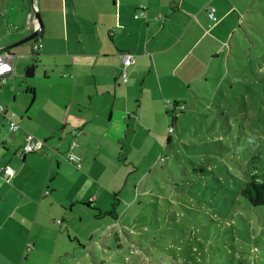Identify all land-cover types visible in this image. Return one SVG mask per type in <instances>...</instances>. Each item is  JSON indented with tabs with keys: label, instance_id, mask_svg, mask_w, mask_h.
Wrapping results in <instances>:
<instances>
[{
	"label": "crops",
	"instance_id": "0c3cea01",
	"mask_svg": "<svg viewBox=\"0 0 264 264\" xmlns=\"http://www.w3.org/2000/svg\"><path fill=\"white\" fill-rule=\"evenodd\" d=\"M255 1L31 0L43 25L38 40L42 48L36 53L33 44L30 52L11 49L22 58L14 63L15 74L2 83L14 81L31 95L23 91L16 111L5 106L6 113L0 114V165L13 172L9 179L0 174V264L11 258L21 264L37 241L63 235V227L55 223L70 227L79 218L74 204L79 202L80 184L75 178L91 181L96 164L106 168L119 161L118 144L128 131L136 132L131 125L135 116L137 127L144 128V103L138 101V108L131 109V88L148 81L153 103L147 108L155 117L160 106L169 113L161 98L164 87L175 89L165 100L183 99L187 91L192 102L197 96L192 84L227 57L236 23L249 20L254 4L264 12L261 0ZM209 7L218 17L212 25ZM29 17L20 24L13 13L0 14V48L32 33L35 24ZM121 54L134 59L126 68V82L121 78ZM218 54L224 58L216 59ZM31 65L34 76L22 85ZM11 113L20 126L16 132L3 127ZM28 138L41 140L43 148L24 152ZM68 153L80 158V168L67 160ZM88 198L97 201L92 194Z\"/></svg>",
	"mask_w": 264,
	"mask_h": 264
},
{
	"label": "rangeland",
	"instance_id": "374dc122",
	"mask_svg": "<svg viewBox=\"0 0 264 264\" xmlns=\"http://www.w3.org/2000/svg\"><path fill=\"white\" fill-rule=\"evenodd\" d=\"M254 5L249 20L236 23L227 57L212 64L209 79L192 84L198 98L188 102L187 91L178 98L188 103L172 143L171 117L162 106L156 117L147 108L148 81L131 88V109L144 103V128L135 116L136 132L121 136L118 162L96 164L91 181L73 177L80 184L79 218L70 227L55 223L63 235L37 241L21 264H264V206L251 207L236 194L247 172L264 177V12ZM0 7L20 24L33 12L31 0H0ZM31 44L12 50L30 52ZM174 90L164 87L161 97L169 112L175 101L165 97ZM23 91L14 81L1 84L0 105L16 111ZM222 187L231 191L223 196ZM91 194L96 202L88 201Z\"/></svg>",
	"mask_w": 264,
	"mask_h": 264
},
{
	"label": "trees",
	"instance_id": "16d2710c",
	"mask_svg": "<svg viewBox=\"0 0 264 264\" xmlns=\"http://www.w3.org/2000/svg\"><path fill=\"white\" fill-rule=\"evenodd\" d=\"M210 12H212V13H210ZM210 14H212V17H214V18H212L210 16ZM207 16L211 22V25L218 22V17L216 16L215 10L213 7L208 8ZM211 25H210V27H211ZM40 36H41V33H40ZM36 43H38V41H32V44H33L32 46H34ZM219 57L221 58L222 55L218 54V56H215L216 59H218ZM210 69H211V67L209 66L207 73L210 72ZM34 71H35V65L28 66L26 68V73H25L26 78H32L34 76ZM202 76L205 77L204 75H202ZM195 77L196 76H194V78ZM203 77H202V79H204ZM205 79H209V78L205 77ZM222 81L225 82L224 80H222ZM223 82H221L220 80L218 81V83H223ZM194 98H198V95L194 96L193 99ZM186 109H187L186 103H178V101H175L173 104V107H172V111L168 113V115L171 117L170 128H173V131L168 133V143L169 144L172 143V135L176 131V128H177L176 125L178 123L182 124V121H181L182 115L181 114H183L186 111ZM183 119H184L183 121L186 120L185 117H183ZM246 174H249V176L247 179H244L245 182L242 181L243 185H242V187L240 186V189L238 190V192L236 194H238L239 197H242L251 207L264 206V177L260 176L257 172H252V173L247 172ZM220 183L222 184V186L224 185L221 181H220ZM213 190L216 191V189H213ZM221 190H222L223 196H225L227 192L231 191L230 189H227L226 187H222ZM225 199H226V201L228 200L227 198H225ZM209 201H210V199L208 200V202ZM209 204H210V206L213 205V203H209Z\"/></svg>",
	"mask_w": 264,
	"mask_h": 264
},
{
	"label": "built area",
	"instance_id": "2783aa9c",
	"mask_svg": "<svg viewBox=\"0 0 264 264\" xmlns=\"http://www.w3.org/2000/svg\"><path fill=\"white\" fill-rule=\"evenodd\" d=\"M210 16L212 17V14H210ZM41 48H42V44L38 42L32 47V51L37 52ZM21 58H22L21 55H14L13 53L9 51H5V50L0 51V85L2 83H5L8 78L12 77L15 74L14 63L17 59H21ZM121 60L125 67L133 63V57L132 55H129V54H123L121 56ZM125 76L126 75L124 73L123 78H125ZM4 113H6V108L0 105V114H4ZM13 115H14L13 113L9 114L8 128L10 131L16 132L20 129V126L17 122L12 120V118L10 117ZM171 131L172 129H170V132ZM43 146L44 144L41 140L28 138L26 142L24 143V152L32 153V152L40 151L43 148ZM68 159L72 162H75L78 165V167H80L78 163L79 162L78 157H76L73 154H69ZM0 174L4 177V179H9V177L12 176V170L9 166L0 165Z\"/></svg>",
	"mask_w": 264,
	"mask_h": 264
},
{
	"label": "clouds",
	"instance_id": "9594fccd",
	"mask_svg": "<svg viewBox=\"0 0 264 264\" xmlns=\"http://www.w3.org/2000/svg\"><path fill=\"white\" fill-rule=\"evenodd\" d=\"M32 11H33L32 14L34 15V19H33V21L31 22L32 14H30V17H29V23H30L31 25H34V24H35V28H37V27H39V24H38V20H37V18H36V16H35V13H38V10H37V8L35 7L34 4H32ZM4 13H5V12H4ZM35 20H36V22H35ZM35 28H34V29H35ZM34 29H33V31H34ZM33 31H32V32H33ZM41 31H42V30H41ZM39 36H40V35H39ZM38 40H40L39 37H36V38H35L34 40H32V41H38ZM32 41H31V42H32ZM38 42H39V41H38ZM32 47H33V46H32ZM7 51L11 52V50H7ZM11 53H12V52H11ZM32 53H35V52L32 51ZM13 54H14V53H13ZM14 55H17V54H14ZM18 55H21V54H18ZM122 55H123V54L120 55V59H121V56H122ZM129 55H131V54H129ZM132 57H133V56H132ZM121 61H122V60H121ZM122 64H123V62H122ZM133 64H134V59H133V63H132L131 65H133ZM131 65H129V66H131ZM129 66H127V67H129ZM4 67H6V66H4ZM127 67H125L124 64H123V71H122V73H121V78H122V80H123L124 82L127 81V73H126V68H127ZM124 73H125V75H126L125 78H123V74H124ZM171 107H173V105H172ZM170 129H172V131H173V128H170V127H169V132H170ZM172 131H171V132H172ZM36 152H37V151H36ZM32 153H34V152H32ZM69 154H71V153H68V154H67V160H68L69 162L75 164V165L77 166V168H80V167H81V164H80V161H81V160H80V158H79L78 156L75 155L76 157L79 158V162H78V163H79L80 167H78V165H77L75 162H72V161H70V160L68 159V155H69ZM73 155H74V154H73ZM12 175H13V172H12ZM3 178H4V177H3Z\"/></svg>",
	"mask_w": 264,
	"mask_h": 264
},
{
	"label": "water",
	"instance_id": "95a60500",
	"mask_svg": "<svg viewBox=\"0 0 264 264\" xmlns=\"http://www.w3.org/2000/svg\"><path fill=\"white\" fill-rule=\"evenodd\" d=\"M35 16L38 20V24H39V27L35 28L34 31L29 35L27 36L26 38L14 43V44H11L9 46H6V47H2L0 48V51H7V50H11L17 46H20L24 43H27V42H30L32 40H34L36 37H39L40 33H41V30L43 28V25H42V21H41V18H40V15L38 13H35Z\"/></svg>",
	"mask_w": 264,
	"mask_h": 264
}]
</instances>
